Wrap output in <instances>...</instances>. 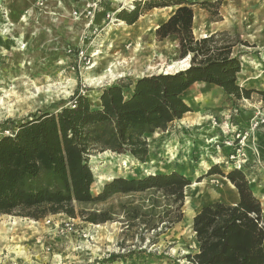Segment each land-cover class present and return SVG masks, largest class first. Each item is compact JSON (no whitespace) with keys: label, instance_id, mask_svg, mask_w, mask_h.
I'll list each match as a JSON object with an SVG mask.
<instances>
[{"label":"rangeland","instance_id":"374dc122","mask_svg":"<svg viewBox=\"0 0 264 264\" xmlns=\"http://www.w3.org/2000/svg\"><path fill=\"white\" fill-rule=\"evenodd\" d=\"M134 1L0 0V121L6 118L19 121L37 110L58 109L67 104L76 89L95 103L101 88L122 77L136 79L187 67L189 57L179 58L176 37L158 40L155 35L157 26L172 15L175 7H165V19L153 21L154 13L162 11V8H153L127 25L117 18V13L132 8ZM187 1L195 3L192 34L196 39L225 31L254 44L245 47L237 42L232 49V54H238L241 60L237 81L241 85L250 79L251 84L246 87L264 89V0H221L218 21L209 20L208 12L197 5L214 0ZM136 44L140 45L139 51L133 50ZM111 54H117L123 75L108 76L101 81L104 70L101 59ZM155 61V67L149 69ZM188 95L185 97L192 105L189 116L197 120L211 114L209 121L189 128L176 124L165 131H155L149 141L150 159L144 163L109 151L92 155L89 159L95 176L92 192L99 190L109 177H138L173 163L191 183L205 174L201 172L207 166L216 164L226 173L233 169L226 163L233 147L226 142L235 144L236 130H239L246 157L239 170L244 172L264 209V161L257 155L262 148L256 142V134L263 132L264 123L253 127L255 121L264 118V102L253 94L251 99L233 105L218 87L203 83L197 84ZM249 108L252 112L239 120V125L232 121L235 115ZM223 116L225 120L221 119ZM207 126L218 128L224 136L211 145L216 150L210 154L214 158L209 155L202 158L203 146L198 140L208 133ZM175 141L173 155L171 145ZM188 142L192 144L189 165L185 161L180 163L185 160L183 148ZM218 146L230 149L228 154L222 153ZM250 155L253 163L247 164ZM195 172L201 174L195 175ZM221 177L204 176L205 189L209 192L220 186L224 178ZM222 199L213 195L206 203ZM188 207L184 197L182 220L158 237L147 235L143 242L135 238L123 241L118 221L91 224L64 214H51L39 220L0 215V264H108L102 262L110 254L122 255L125 264H189L184 255L196 250L191 219L199 207L193 210ZM115 261L112 264H119L121 260Z\"/></svg>","mask_w":264,"mask_h":264},{"label":"trees","instance_id":"16d2710c","mask_svg":"<svg viewBox=\"0 0 264 264\" xmlns=\"http://www.w3.org/2000/svg\"><path fill=\"white\" fill-rule=\"evenodd\" d=\"M193 4L187 0H136L132 8L117 13V18L131 25L153 8L175 7L157 26L155 35L158 40L175 36L179 58L189 57L187 67L136 79L122 77L101 88L95 103L76 89L58 109L37 110L19 121H0V215L39 220L64 214L91 224L118 221L122 240L139 242L149 234L158 237L182 220L184 190L191 184L182 169L114 176L92 192L95 176L89 159L109 151L144 163L148 137L192 111L185 92L193 84L218 87L233 105L253 94L264 102V89L238 83L241 60L232 54L237 42L245 47L254 44L225 31L196 39L192 34ZM220 4L221 0H214L197 5L208 12L209 20L218 21ZM214 174L235 187L238 199L234 203L216 200L200 207L191 221L196 250L184 258L189 264H264L260 199L242 170L224 173L215 164L197 181ZM121 257L110 254L102 263Z\"/></svg>","mask_w":264,"mask_h":264},{"label":"crops","instance_id":"0c3cea01","mask_svg":"<svg viewBox=\"0 0 264 264\" xmlns=\"http://www.w3.org/2000/svg\"><path fill=\"white\" fill-rule=\"evenodd\" d=\"M243 83V84H242ZM241 83V85L242 86H245L246 87V85H249V84H251V81H250V79L249 80H247V82H242ZM196 85L197 84H193L186 92H185V94H192V90L196 87ZM256 86V85H255ZM188 95V96H189ZM187 99V103L189 104V105H191V102L189 101V98H186ZM192 106V105H191ZM214 110H217V108H214ZM227 111L225 110V113H226ZM252 112V110L249 108V109H246V110H244V111H241L238 115H235L234 116V118L232 119V121L234 122V123H238V125H239V120H241V119H244L245 117H247L248 115H250V113ZM189 114H190V112L189 113H187L183 118H181L180 120H177V121H174L171 125L172 126H174V125H179V124H181V125H185V127H187V128H189V127H193V125H202V124H204V122H208L209 121V117H212L211 116V114L210 115H207L206 117L207 118H202V119H197V120H193L192 119V116H189ZM213 114V116H215L216 115V113L215 112H213L212 113ZM218 117H219V115H218ZM225 117L226 116H223V118H221V119H223V120H225ZM218 120H220L219 118H218ZM184 123H186V124H184ZM209 129L208 130H206V131H208V133L206 134H203V135H201L200 137H199V139L198 140H200L201 142V145L203 146V154H202V158H204V157H206L207 155H209V158L211 157V158H214L213 156H211L210 154H214L215 152L214 151H216L215 150V148L213 147V146H211L212 144H213V142L212 143H208V142H206L207 140L206 139H209V138H215L216 137V140H219L220 138L221 139H223V137L224 136H222V134L220 133V131L218 130V128H214L213 126L211 127V126H207ZM264 128V127H263ZM217 132H216V131ZM216 132V133H215ZM154 135V133L151 135V136H149L148 137V142L149 141H151V139H152V137H154L153 136ZM183 136H186V135H183ZM189 138H191V136H189ZM256 142H257V145L260 147V148H262L261 150H263L264 149V129H263V132H260V133H257L256 134ZM179 140V139H178ZM176 141L174 142V144L173 145H171V148H172V151H173V155H174V151H175V149H176ZM205 144V145H204ZM215 144V143H214ZM213 144V145H214ZM207 145V146H206ZM209 146V147H208ZM189 147H190V151H188V149H189ZM208 147V148H207ZM219 147V146H218ZM191 149H192V144L190 143V142H188V143H186L185 144V146H184V148H183V150H184V159L185 160H181L182 162H180V163H183V161H185L186 163L189 161V159H191ZM219 149L221 150V152L222 153H225L226 155L228 154V152H229V150L230 149H228V148H226V147H219ZM208 151H210V152H208ZM171 152V151H170ZM150 154H151V148H150V142H149V153H148V157H147V160H148V158L150 157ZM248 154H249V152H248ZM215 156V155H214ZM216 156L218 157V158H221L222 156L220 155V154H216ZM216 158V157H215ZM150 159V158H149ZM188 160V161H187ZM178 161V160H177ZM214 162H217V160H215ZM251 164V163H253V160H252V156L250 155V157H249V159L247 160V164ZM189 164H191V162H188V165ZM177 166H179V165H177ZM176 168V165H175V163H173V164H170L169 166H165V167H159V168H156L155 170H153V171H150L149 173H151V174H153V173H156V172H167V171H170V170H172V169H175ZM209 168V166H207L205 169H208ZM206 172V170H204V171H202L201 173H205ZM200 173V172H199ZM199 173L198 172H195V175H199ZM200 173V174H201ZM222 178V177H221ZM109 179H111V177H109L108 178V180ZM222 179H224L225 181H221V182H219V185L220 186H218V187H220V189L221 190H224L225 191V193H223L224 194V196H218V197H221V198H223L222 200L224 201V202H227V203H234V202H236L237 201V199H238V195H237V191H236V189H235V187L226 179V178H222ZM202 180H206L205 178H203ZM230 183V184H229ZM232 186V187H231ZM229 191V192H228ZM209 192H212V189L209 191ZM208 192V193H209ZM231 195V196H230ZM206 203V202H205ZM204 204V203H203ZM200 209V208H199ZM198 209V210H199ZM263 211H264V209H263ZM197 212V211H196ZM194 216V215H193ZM192 216V217H193ZM191 221H192V219H191ZM195 245H196V241H195ZM125 260H127V259H125ZM116 262V261H115ZM114 262V263H115ZM126 262V261H125ZM117 263H119V264H125L124 262H123V260H121L120 262H117ZM109 264V263H108ZM112 264V263H111Z\"/></svg>","mask_w":264,"mask_h":264},{"label":"bare ground","instance_id":"6f19581e","mask_svg":"<svg viewBox=\"0 0 264 264\" xmlns=\"http://www.w3.org/2000/svg\"><path fill=\"white\" fill-rule=\"evenodd\" d=\"M165 9L166 8H162L161 10L162 11H157L154 13L153 15V21H158V20H162V19H165L167 17V13L165 12ZM151 19V18H150ZM152 20V19H151ZM150 24V23H149ZM157 24V23H156ZM76 40V39H75ZM133 50L134 51H139V48H140V45L139 44H136L135 46H133ZM24 48V47H23ZM22 48V49H23ZM154 51V50H153ZM161 55V54H160ZM22 58L25 57V54H22L21 55ZM124 58V57H123ZM131 60V59H130ZM119 58L117 56V54H111L109 56H106V57H103V59H101V62H102V65H103V72L100 74V80L102 81V79H106V77H110V78H113L114 76H121L123 75V71H122V67L119 65ZM157 61H155L154 63H150L149 65V69H153V67H155V63ZM108 64V65H105V64ZM95 63H93L92 66H94ZM96 66V65H95ZM89 68V67H88ZM128 68V67H127ZM39 79V78H38ZM49 88V86H48ZM57 93V92H56ZM16 102V101H15ZM208 143H216L218 142V140H216V137L215 138H209V139H206ZM212 144V145H213ZM188 151H190V147L188 149ZM215 161V160H214ZM218 162V161H217ZM215 162V163H217ZM223 181H225L223 179ZM206 180H201V181H195L193 183H191L190 185H188L186 188H185V203L188 202L189 204V207H188V210H193V208L195 207H201V205L205 202L208 201V199L211 197V196H224L223 193H225L224 190H221L220 187H215L212 189V192H209L208 193V190L205 189L207 183ZM230 184V183H229ZM232 187V186H231ZM229 192V191H228ZM231 196V195H230ZM198 208V209H199ZM191 213V212H190ZM191 218V217H190Z\"/></svg>","mask_w":264,"mask_h":264},{"label":"built area","instance_id":"2783aa9c","mask_svg":"<svg viewBox=\"0 0 264 264\" xmlns=\"http://www.w3.org/2000/svg\"><path fill=\"white\" fill-rule=\"evenodd\" d=\"M260 123H264V118L255 121L253 123V127H257ZM236 131L237 133L235 134V144H233V141L226 142V145L233 147L231 152H229V154L227 155L226 163H229L231 167L239 170L243 168L244 163L246 161V157L243 150L245 142L243 140L244 138L240 136L239 130ZM257 155L262 161H264V150L258 152Z\"/></svg>","mask_w":264,"mask_h":264},{"label":"water","instance_id":"95a60500","mask_svg":"<svg viewBox=\"0 0 264 264\" xmlns=\"http://www.w3.org/2000/svg\"><path fill=\"white\" fill-rule=\"evenodd\" d=\"M165 73H167V72H165ZM185 192V191H184Z\"/></svg>","mask_w":264,"mask_h":264}]
</instances>
